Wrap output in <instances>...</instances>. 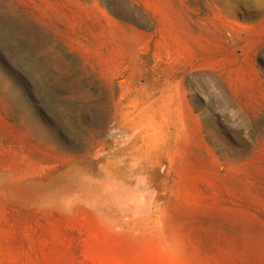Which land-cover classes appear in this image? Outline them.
Masks as SVG:
<instances>
[{
  "label": "rangeland",
  "instance_id": "374dc122",
  "mask_svg": "<svg viewBox=\"0 0 264 264\" xmlns=\"http://www.w3.org/2000/svg\"><path fill=\"white\" fill-rule=\"evenodd\" d=\"M0 264H264V0H0Z\"/></svg>",
  "mask_w": 264,
  "mask_h": 264
}]
</instances>
